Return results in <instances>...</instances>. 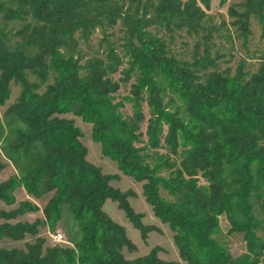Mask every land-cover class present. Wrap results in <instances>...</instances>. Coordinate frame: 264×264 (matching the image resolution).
I'll use <instances>...</instances> for the list:
<instances>
[{
  "label": "trees",
  "instance_id": "1",
  "mask_svg": "<svg viewBox=\"0 0 264 264\" xmlns=\"http://www.w3.org/2000/svg\"><path fill=\"white\" fill-rule=\"evenodd\" d=\"M211 3L0 0V152L16 169L0 182V202L10 208L0 207V241L34 238L0 247V264H179L160 259L158 247L124 256L136 247L103 211L106 201L143 240L156 228L131 207L133 191L110 184L118 176L87 160L80 129L59 118L66 114L90 124L101 155L142 184L184 264H264V0L228 8L234 35L225 21L212 23ZM252 21L263 42L253 54ZM184 38L192 39L187 58L174 49L187 46ZM235 40L255 64L233 62ZM18 189L48 200L42 209L18 202ZM37 212L42 218L17 220ZM221 217L229 236L242 237L238 256L219 239ZM61 224L71 246H46L39 230L52 234Z\"/></svg>",
  "mask_w": 264,
  "mask_h": 264
},
{
  "label": "rangeland",
  "instance_id": "2",
  "mask_svg": "<svg viewBox=\"0 0 264 264\" xmlns=\"http://www.w3.org/2000/svg\"><path fill=\"white\" fill-rule=\"evenodd\" d=\"M241 0H227L226 3L223 6L219 5L220 0H212L211 8L208 10L209 16L212 18V23L214 24H220L222 21L226 22V27L232 34L233 33L232 27L230 26L231 18L228 16V8L240 2ZM251 31L252 35L250 37V41L248 42V48L250 53L258 52L263 47V42L260 39L261 36V30L259 26L255 23V21L251 22ZM221 33L223 35H226L227 32L225 29L222 28ZM120 33H117V36H119ZM101 38V35L98 33L94 37L91 45L95 49L97 41ZM185 42H187V46L183 47L182 43H177L176 46L174 45L175 51H178L184 58H187L186 54L187 51L192 48V39L184 38ZM220 40L215 39V42L218 43ZM241 41L235 40V50L232 51L233 53V62L236 63L239 58H246L248 63L255 64V61L251 59V55L249 57H246L245 52H243V49H240ZM227 48H229V44H227ZM252 53V54H253ZM88 55H91L89 52ZM228 63L224 64V67L227 66H233L234 63ZM118 75H115L114 78H118ZM129 90V86H126L125 88H122L120 92L118 93V99L120 96H123L127 94ZM17 94V89L13 88V95L10 99V102H12ZM6 109V107H0V119L2 118L3 112ZM125 115L131 114V109L129 107H126L124 110ZM59 118H65V119H71L75 122V125L80 129L82 133L81 142L82 144L87 148L88 155L87 160L94 166L101 169L102 173L105 175H113L118 176V179L111 181V185L114 188L119 189L122 192L126 191H133L135 195L129 197V203L133 210L136 213H141L144 215L142 222L145 225H152L156 229L148 234V237L146 240H143L140 236L139 231L134 229L130 222L125 217L123 211L119 210L117 207V204L115 202H112L110 200L106 201L105 205L103 206V211L118 225L124 227L126 230L127 237L131 240L133 245H135L136 250L134 252H128L124 251V256L127 259H136L138 257H142L147 255L151 249L154 247H158L160 250L158 252V257L164 261H176L179 264H184L179 256L176 247L174 246L173 240H172V233L169 229V226L166 224H162L158 219H156L151 211L150 206L146 203L144 197L142 196V184L135 182L132 178L122 175V173L118 170L117 165L115 162L110 160L109 158L103 157L100 153V146L96 143H94L91 139V130L92 126L90 124L84 123L80 118L73 116L72 114H66L62 115ZM142 131L145 129V123L141 127ZM0 161L3 162L6 166L5 168L0 172V182L5 181L10 176L16 174V169L13 166V162H9L7 159L3 157V154L0 152ZM200 184H205V182L200 179ZM15 197L16 200L22 201V200H30L33 203L37 204L40 209L44 206L46 201L48 200V196L43 197L40 200H35L31 197H28L22 189H18L15 191ZM0 207L2 209H10L9 207H6L3 203L0 202ZM37 218H42L41 212L33 213V214H27L23 217L18 218V221H28L32 222ZM220 226L222 230V235L219 236V239L221 238L224 240L229 249L231 250L232 254L234 256H238L241 253L244 252L245 244L242 241V237L240 235H232L229 236L227 234V231L229 229V225L226 222L224 217L220 218ZM68 231L69 228L65 227L63 224L59 225L56 228L55 233H49L45 228H41L39 230V237L45 238L46 240V246H54L59 245L63 247H70L71 243L68 239ZM57 234L61 235V239L58 240L56 238ZM34 241V238L27 236L25 240L19 241V242H13L8 239H4L0 241V247L1 248H23L25 242L32 243Z\"/></svg>",
  "mask_w": 264,
  "mask_h": 264
},
{
  "label": "built area",
  "instance_id": "3",
  "mask_svg": "<svg viewBox=\"0 0 264 264\" xmlns=\"http://www.w3.org/2000/svg\"><path fill=\"white\" fill-rule=\"evenodd\" d=\"M61 235H59V234H57V236H56V238H58V240H60L61 239Z\"/></svg>",
  "mask_w": 264,
  "mask_h": 264
}]
</instances>
